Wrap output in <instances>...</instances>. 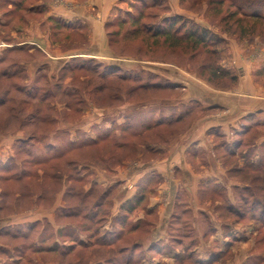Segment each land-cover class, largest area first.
Wrapping results in <instances>:
<instances>
[{"label": "rangeland", "instance_id": "obj_1", "mask_svg": "<svg viewBox=\"0 0 264 264\" xmlns=\"http://www.w3.org/2000/svg\"><path fill=\"white\" fill-rule=\"evenodd\" d=\"M45 1L23 0L20 9L12 7L14 11L9 16L11 23L9 28L3 31L9 33V29L16 26L26 29L30 23L37 22L35 29L28 32V38H31L35 30V34L39 36L36 37L37 45L50 50L47 47L48 43L54 44L51 50L56 54L64 48H72L73 51L85 50L88 34L92 31L97 33L98 28L91 23L86 25L84 18L70 28L63 27L57 19H49L43 23L45 8L29 11L28 7ZM50 1L54 3L55 0ZM79 1L74 0V15L83 16L89 11L94 16L96 24H102L103 21L100 19L102 16L98 8L93 10L92 6H110L109 4L113 2L110 21L104 25L109 56L94 58L89 55L70 59L65 64L69 65L65 70L63 65H54L52 60L30 44H25L22 52L8 54L6 64L15 63V67H22V70V63L34 68L37 66L42 68L45 65L46 70L37 75L32 74L34 76L29 75L33 77L30 82L25 79L27 77L25 72L19 74L16 80L0 81V96L12 101L11 104L0 106V130H6L9 134L19 130L18 136L20 135L22 139L16 140L11 153L16 156L17 163L31 161L22 166L17 164L18 168L21 166L18 171L23 168L40 169V176L34 180L26 179L24 186L0 180V190L8 193L7 198L0 200V205L8 202L5 208H28L31 205L33 208H48L53 207L57 201V208H71L69 210L73 214L71 220L79 227L78 237L82 233V236L90 237L92 241L102 236L101 232L94 234V229H99L101 224L104 226L109 220L110 208L119 205L134 208L131 211L125 210L131 220L127 221L124 229L125 238L120 244L115 245L114 250L103 247L93 252L85 250L83 255L79 254L83 259L94 261L95 258L108 259L112 252L115 253L114 257L118 258L116 250L121 246L130 248L133 243H143L149 235V229L144 228L142 223L133 218L142 211L144 213L150 199L157 196L160 184H164L163 178L150 165L146 168L153 172L145 175L149 176L146 180L145 176L140 179L143 180L138 182L134 198L129 194L125 195L127 198L125 199L124 190L129 192L133 190L132 185H135V182L133 177L118 182L119 174L133 170L134 175L139 176L144 171L135 172L134 168L139 169L143 166L141 159L142 162H151L153 165L164 163L166 179L171 177H174V180L183 179L185 174L181 171L176 172L177 164L174 165L171 159L179 154L175 151L179 152L178 147L185 142L197 120L209 115L207 102L212 95H219L223 102L226 93L238 88L241 78L248 70L251 72L250 79L253 84L264 89V0ZM60 2L56 3L57 6L61 4ZM101 2L104 5H101ZM137 16L140 19L136 27L130 19ZM122 20H126V24L118 28L117 22ZM171 23L172 36H181L195 30L199 33L204 30L208 38L207 44L194 50L190 41L177 44L175 40L163 42L162 37H152L156 30L165 29ZM134 27L138 28L139 33L132 34ZM118 30V36L112 35ZM46 33L49 34V38L45 37ZM24 37L20 39L25 40ZM70 66L76 67V70L69 72ZM5 68L7 69L6 65L0 66V73ZM13 70L9 68L6 71L11 73ZM52 70L53 76L49 79ZM221 71L225 72L224 77H221ZM213 72L216 73L215 77L212 75ZM116 74L121 79H118ZM55 83H59L57 88L54 87ZM17 88L25 92L20 93ZM64 89L72 90L71 102L67 96H62L61 92ZM44 97L46 101L37 102L39 98ZM235 98L237 97L229 96L227 99L235 102ZM22 102H26L27 105H21ZM65 102L70 104L67 108ZM50 105L51 115L47 123L41 125L40 133L37 132L39 135L34 134L33 129L25 131L20 129L19 124L6 115L8 109L13 106L21 116L20 120L29 121L31 117L37 115L36 110L41 109L42 116L46 114L48 112L46 108ZM58 116L62 120L58 122L61 126H72L74 130L79 128L85 133L72 132L70 135L68 131L61 130L55 136L49 125L52 124L51 118L54 120L59 118ZM5 120L8 121L7 125ZM160 121L162 123L160 127H153ZM148 124L152 127L145 132V126ZM257 125L259 123L251 125L243 139L238 137L239 141H243L241 148L235 147L238 139L229 146L236 152L234 158H230L229 148L226 150V139L214 137L215 147L208 156L216 163L214 165L222 164L220 167L224 168L226 173L223 184L213 182L195 198L189 195L194 193V184L188 188V193L179 189V193L174 200L172 199L173 203L169 196L170 186L167 185L168 195L164 189L161 197H165L164 204L168 202L165 206L170 203L169 208L175 209L174 219L169 221L165 229L163 243H155L151 249L140 245L138 261L134 260L130 264H264V158L259 157L260 162L263 161L261 165L252 163L257 154L253 152V148L248 147L251 139L262 133L258 131L261 126L256 127ZM105 132L107 136L100 142L99 159L96 148L86 147L81 151L73 150L66 153L68 157L62 155V158L59 155L61 158L54 163L41 159L40 167H36L32 160L37 158L15 153L18 147L25 148V153L30 151L31 147H38L40 149L33 154L43 153V146L49 141L60 147L55 154L60 151L62 153L64 146L71 143L77 146L86 140L98 138ZM11 136H8L9 140L12 139ZM71 136L76 139L71 140ZM31 137L35 138L31 140ZM4 138L0 137L3 140ZM21 140L26 142L20 143ZM53 151H45V154H40L39 157H49ZM242 156L245 159L242 170L230 169L236 167L235 162ZM187 157L191 163V156ZM69 158L73 160V164L68 169L64 161ZM200 158L202 164L199 165L198 161L192 163L196 173L209 167L204 164L206 155L201 154ZM53 164H58L57 166L62 168L60 174L62 178L56 182L44 180L42 170L46 171L44 173L46 174ZM13 166L14 163L11 168ZM69 172L74 179L80 180L70 182L67 178ZM2 174L7 177V174L9 176L15 172ZM229 183H237L239 187L234 189L233 186H228ZM140 188H143V191L137 193ZM103 194L107 197L100 200ZM140 194L144 199L137 203L135 197ZM96 203L102 206L97 210L99 217L92 220L91 208H94ZM197 207L208 210L201 213L184 210ZM73 212H78L80 216L76 218ZM122 212L121 210L119 214H124ZM60 214L64 217L65 211H61ZM84 214H87V220L82 219ZM98 219L102 221H99V225L96 224ZM83 222L87 227L92 225L89 227L90 232L80 233L83 231L81 228ZM216 225L221 227L219 231L215 228ZM132 231L135 232L129 234ZM232 231H238V237L232 238ZM115 235L116 233L113 236ZM225 236L227 239H224ZM223 240H228V243L221 244ZM149 254L153 257L152 260L149 259ZM121 264L125 262L122 261Z\"/></svg>", "mask_w": 264, "mask_h": 264}, {"label": "crops", "instance_id": "obj_2", "mask_svg": "<svg viewBox=\"0 0 264 264\" xmlns=\"http://www.w3.org/2000/svg\"><path fill=\"white\" fill-rule=\"evenodd\" d=\"M59 1H61V4L57 6L56 3ZM78 2L80 1L78 0ZM22 3L23 0H0V57H2L3 53H6L8 50L22 48L25 44L36 46L44 54V56L46 55L47 58L52 60L54 65L61 64L65 66V64L70 59H76L89 55L94 58H105L109 56L104 25L110 21V11L113 8V2L109 4L110 6H92L93 10L98 8L99 13H101L102 18L100 19L103 21L102 24H96L94 16L91 15L89 11H87L88 13L83 16L78 15L77 17V15H74V0H55L54 3H51L50 0H46L45 2H39L37 5H30L28 7L29 11H34V9H40L41 7L45 8L46 11L44 12L45 14L43 23L49 19H57L60 21L63 27L70 28L74 23H78L81 18H84L83 20L85 21L86 25L91 23L98 28L97 33L92 31L90 34H88V43L85 50L82 49V51H73L72 48H64V50H60L58 48L60 50L58 53L59 55L51 50V47L54 44L48 43L47 47L50 48V50H46V47H42L35 43L37 41L36 37H39L35 34V30L32 33L31 38H28L29 30H32L33 28L35 29L37 22L30 23L26 29H21L16 26L15 28L11 27L9 29V33L3 31L9 28L11 23L9 16L12 15V12L14 11L13 8H16L20 4L22 6ZM102 4L103 2H101V5ZM97 5H99V3ZM37 14L38 16L40 15V13ZM39 24L41 25V22H39ZM22 36H25L24 39L26 38L25 40L27 41L20 39ZM45 37L49 38V34L46 33ZM51 53H54V55ZM22 65L27 76L25 79H27L28 82L33 79V77L31 78L29 75H37L38 73H42L46 70L45 65L42 68H39V66L34 68L33 66L26 63H22ZM32 70H34L33 73ZM250 74L251 72L248 70L246 75L241 78L242 80H240L238 88L231 93H226L227 96H225V99L223 98V102L221 101V97L219 95H212V98L207 102L208 105L206 104L209 106V115L197 120L192 130L189 132L185 142L178 147L179 152L175 151L179 154L176 155V157L174 156L175 158L170 156L172 157L171 162L174 163V165L177 164L176 172L181 171L183 174H185L183 179L174 180V177L166 179L167 173L165 174L163 170L165 167L164 163H155L154 166L151 164V162H142L141 159L140 162L143 164V166L139 167V169L134 168L135 172H138L139 170L144 171L139 176L134 175L135 173H133V170L129 173L119 174V179L117 180L118 182H124L128 178L130 179V177H133L135 182V185H132L133 190L130 192L124 190V198L125 195L127 196L129 194L132 195L131 197H133L136 193V186L143 180L142 179L140 181V179L143 176L148 175V172H153V170L149 171L146 168L150 165L153 166L152 168L156 169V173L164 180V184H160L157 196L150 199L149 206L145 208L144 213L142 211L137 216H135V218H133L135 221L142 223L144 228L149 229L148 237L143 240V243L140 242L137 244H143L144 247H150L151 249L156 245L155 243H163L165 229H167V224L169 221L174 219L173 216L175 209L169 208L170 203L165 206L168 202L164 204L165 197H161V195L164 193V189H166L168 195V186H170V201L173 203L174 198L180 191L179 189H183V191L188 193V188H191V186L194 184V193H189V195H192L195 198L196 196L201 195L206 187H209L211 183L214 182L215 184H223L222 181L223 179L225 180L226 173L223 170L224 168L220 167L222 164L214 165L216 163L210 158L211 156H208L210 151H212L215 147V143H213L214 137H222L226 139V150L229 148L228 152L230 154V158H234L236 152L233 151V149L229 146L238 139L236 141L235 147L241 148L243 146V141H239L238 137L243 139L247 135L248 130H250L249 127L255 123H259V125L256 127L261 126L258 131H261L262 133L255 139L252 138V141L250 144H248V147L253 148V152L257 154L252 163H260V165L263 163V161L260 162V158H264V126H262L264 125V89H261L260 87L253 84L252 80L250 79ZM52 75L53 70L49 76ZM229 96L237 97L235 98L237 102L228 100L227 98ZM61 130L68 131L70 135L72 132H84L79 128H75L74 130L72 126H61V123H58L53 133ZM19 133V130L16 132H11V134H9L6 130L1 131L0 133V137H5L4 140L7 141L4 142L3 139H0V180L2 177V172H4L6 165L13 156L11 152L14 148V144H16V140L22 139L20 135L18 136ZM241 133L243 134L241 135ZM21 135H23V133ZM8 136H11L12 139L9 140L10 137L8 138ZM75 139H73L71 136V140ZM201 154L206 155L204 164L209 165V167L203 168L202 170L200 169V173H196L192 168V163L194 161H198L199 165L202 164L200 158ZM169 155L170 152L168 153V156ZM188 155L191 156V163H189L187 157ZM238 159L239 160L235 162L236 167L230 169L242 170L245 159L243 156L241 159ZM148 177L149 176H145L144 180H146ZM228 186H233L235 189L239 187V184L229 183ZM244 187L246 188V185ZM17 196H19L18 193ZM7 197L8 195L4 196L3 190H0V200H3V198L5 199ZM192 200L194 199L192 198ZM6 203L8 204V202H5L4 204L0 205V264H112L110 263V258H95L94 261H88V259H83L80 257V255H83V252L85 251L83 247H81L80 243L86 245L88 243V238L82 236L81 231L78 240L80 243L75 241L76 239L73 238L74 231L75 235L79 233V227L71 220L73 218L72 212L69 211L71 208H57V201L53 207L49 206L48 208H33V205L28 208H5L7 205ZM63 210L65 211L64 217L60 216V212ZM184 210L201 213L206 212L208 208H184ZM120 211V205L118 207L114 206V208H110L109 220L104 223V226L102 225L99 228V232L102 233L106 229L109 232L114 233L115 229L117 228L114 224V220L119 215ZM82 219L85 220L83 216ZM128 220H131L129 215L126 217V222ZM84 228L86 229L85 233L88 232V227ZM215 228L218 229V231L219 228L221 229V227H218L217 225ZM133 232L135 231H132L129 234H132ZM237 233L238 231H232V238L238 237ZM226 236L223 238L227 239ZM117 240L119 241L120 238ZM227 241L228 240H223L220 243L227 244ZM97 247V245H93L91 248H89L90 252L96 251L98 249ZM94 248L96 249L92 250ZM144 250L147 251L146 248ZM151 257V254H149L150 260L153 259V257Z\"/></svg>", "mask_w": 264, "mask_h": 264}, {"label": "trees", "instance_id": "obj_3", "mask_svg": "<svg viewBox=\"0 0 264 264\" xmlns=\"http://www.w3.org/2000/svg\"><path fill=\"white\" fill-rule=\"evenodd\" d=\"M17 7H18L17 9H20L21 4L19 6H17ZM226 17H228V16H226ZM139 19H140L139 16H137V17H135L133 19H130V20L132 21V24L137 27V25L139 24ZM177 19H180V18H177ZM238 21H240V20H238ZM125 24H126V20H122V21L117 22L118 28L120 26L121 27L125 26ZM107 26L109 27V25H107ZM172 28H173V24L171 23L165 29H160V30L158 29V30H156V32L153 34L154 36H152V37H157V38L162 37L163 38V42H167V41H170V40L171 41L172 40H175V42L177 44L178 43H184V42L187 43V42L190 41L192 43V46L191 47L194 50L196 48H198L199 46L200 47H205V45L207 44V41H208L207 39L208 38L206 37V35H205L206 31H204V30H201V32H199V33H198L197 30H195L193 32H189V33H186L184 35L175 37V36H172V34H171ZM133 29L134 30H132V34L139 33L138 28H135L134 27ZM112 35L118 36L119 35V30L117 32L113 33ZM125 35H126V32H125ZM110 36H111V34H110ZM173 37H175V38L172 39ZM22 51H23V48L10 49V50H8L5 53L6 55H3L2 57H0V66L2 67V66H5L6 65V67H7V69L5 68L0 73V81L1 80H4V81H13V80H16L17 79V76H19V74H21L22 72H24V70H22V67L21 68L20 67L19 68L18 67H15V63L6 64L7 61H8V59H9L7 57L9 53H12V52H22ZM214 54H215V52H214ZM14 67L17 68V69H15ZM64 67H65L64 69L66 70L67 67H69V65H66ZM9 68L14 69L13 72H11V73L7 72L6 70H8ZM75 68L76 67H73L72 68L70 66V68H68L70 70H68V71L69 72H73V71L76 70ZM111 69L113 71V68H111ZM111 73H113V72H111ZM216 73H218V72L216 71ZM216 73L213 72L212 75L215 77ZM224 74H225V72L221 71V77H224ZM112 75L115 76V74H112ZM217 75H219V74H217ZM52 76H49V79H50V77L52 78ZM116 76H117L118 79H121V77L118 76L117 74H116ZM59 80H61V79L59 78ZM12 83H14V82H12ZM58 85H59V83H55L54 84V87L57 88ZM16 90L18 92H20V93H24L25 92L24 90H22V89L20 90L18 88ZM61 93H62V96L63 97L64 96H67V98H69L70 99V102H71V97L70 96L72 94V90L69 91V90H65L64 89V91H62ZM8 95H9V93L6 94V96H8ZM34 99H36V98H34ZM42 101H46V98L45 97L43 99L42 98H39L37 100V102H39V103H41ZM11 102L12 101L10 99L9 100H5L3 98V96H0V106H3L6 103H10L11 104ZM21 105L25 106L27 104H26V102H22ZM69 105L70 104H68L67 102H65V108H67V106H69ZM65 108H63V109H65ZM46 109H47L46 111H48V112L46 114H44L43 116H42V113H41V109L36 110L37 111V115L35 117H31V119L29 121L20 120V117L21 116L15 111V108L13 106H12L11 109H8L9 111L6 110V111H8L6 113V115H7V118L8 117L13 118L17 122V124H19V128L20 129H23L24 131H25V129H33L34 134H38L41 131V125H43L44 123H47V121H48L47 119L49 118V115H51V113H50L52 111L51 105L48 106ZM54 112H56V111H54ZM56 113H59V112H56ZM56 117H57V115H56ZM51 121H52V124H50V125L48 124V125H49V128H50V131L53 132L55 130L56 126L58 125V122L59 121H62V120L59 117V118H55L54 120H52V118H51L50 122ZM7 124H8V121L5 120V125H7ZM161 125H162V123L160 121V122H157L155 125H153V127L154 126L160 127ZM151 127H152V125H149V124L146 125L145 126V129H144L145 132H147L149 129H151ZM0 131H3V130H0ZM57 133H60V131H56L54 133V135L57 136ZM106 133L107 132H105L104 134L100 135L98 138H93V139H90L88 141L86 140V142L85 141L84 142H81L77 146H75V144L72 145V143H71L68 146H64V148H62L63 149L62 150V153H60L61 152L60 151L59 153H56V154L54 152L55 151L58 152V149H60V147H58L54 142L49 141V142H47V144H45V146H43L44 147L43 148V153L38 152L41 155H44L45 154V151L49 152V151H53L54 150L53 151V154L51 156H49V157H46V158L45 157H42V156L39 157L40 154H35V155L33 154L34 151H35L34 153H36V151H38L40 149L38 147H34V148L31 147L30 151H28L27 153L24 152V151H26L25 148L18 147V148H16L15 153L17 152V153H21V154H26V156H28V158L31 157V156H34L35 158H37V160L36 159H33L32 161L34 162L33 165L36 166V167H40V165H41V162H40L41 159H44V161H47L48 163H54V161L55 160H59L62 157V155H63V157H64V155L66 157H68V154H66V153H71L73 150L74 151H81V150H84L86 147L96 148L97 150H95V149L94 150L98 154L97 159H99L100 156H101V154L99 153L100 150H101V148L99 147L100 146V142H101V140H103V138L105 136H107ZM33 138H35V137H31V140ZM24 142H26V140H21L20 143H24ZM59 155H61L60 158H59ZM15 157L16 156L13 155V157L10 158V160H9L8 164L6 165V168L4 170V172H8V173H11V172L14 171L15 174H10L9 176L7 174V177L3 176V174H2L1 180H6V183H12L13 182V183H18L19 185H23L24 186L25 184H23V183H25L24 181L26 179H32V180H34L35 178H37V177L40 176V174H39L40 169L39 168H36V169L32 168V169H29V170L26 169V168H23L22 170L18 171L22 165L29 164L31 161L24 160L23 163H17V160H16ZM64 162H65L64 163L65 166L68 167V169L73 164V160L70 159V158L67 159ZM12 163H14L13 168H11L12 167ZM17 164H19L21 166L18 168V166H16ZM57 165L58 164H56V165L53 164V166L51 168H49V172H47L46 174H44L46 171L42 170V172H41L42 174L41 175H42V177H43L44 180H50V181L51 180H55V182H56L57 180H59V179L62 178L61 175H60L61 172H62V168H59V166H57ZM7 168H8V170H7ZM67 178H68V180L70 182H71V180L72 181H75V179L76 180H80V178H75L74 179V177L72 176L71 172H69V174H67ZM142 191H143V188H140L137 193L142 192ZM4 195H8V193L7 192H4ZM105 197H107V195L103 194L99 199L101 200V199H103ZM135 199H137V203H141L144 198L140 194V195H137L135 197ZM101 206H102V204L96 203L93 206L94 208H91V212H92L91 217H92V220H93L94 217H99V216H97V210H99V208ZM120 208L124 212V214H121V215L119 214L116 217V219L114 220V224L117 227L115 229L114 233L109 232V231H107V232L104 231V232H102V234H101L102 236H100V238H95L93 241L90 239V237H88V243L86 245H84V244H81L78 241L79 240V237H78V235H75V231H74L73 238L76 239L75 241H78V243H80L81 247H83L84 250H89V248H91L93 245L94 246L97 245L98 246L97 247L98 249L103 248V247H106V248H111V249L114 250L115 249L114 248L115 245L120 244V242H122L123 239L125 238L124 229L127 226V222H126L127 213H125V210L131 211L132 209H134V208H124V205L120 206ZM73 213H75L74 216L76 218L78 216H80L78 212H73ZM83 218L85 220H87L88 219L87 214H84ZM97 221L98 222L96 224L99 225V223H100L99 221H101V220L98 219ZM91 226L92 225H89V227H91ZM101 226H102V224H101ZM81 227L83 228V231H81V232H84L85 233L86 229L84 227H87V224L86 223H82ZM89 227H88V232H90ZM88 232H86V233H88ZM97 232H99V229L98 228L94 229V234H97ZM115 233H116V235L113 236ZM111 234H112V236H111ZM119 238H120V240L118 241L117 239H119ZM106 245H109V246H112V247H107ZM140 248H141L140 245L137 244V243H133L130 248H129V246H121L119 249L116 250V255H117L118 258H115L114 257V254L115 253L112 252V256L110 257V259H111L110 260V263H112V264H117V263L121 264V262L124 261L125 264H130L134 260L136 262V260L138 261V258H137L138 249H140Z\"/></svg>", "mask_w": 264, "mask_h": 264}]
</instances>
